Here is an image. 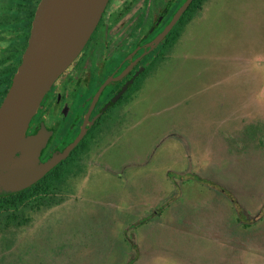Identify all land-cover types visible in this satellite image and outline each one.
Segmentation results:
<instances>
[{
	"label": "rangeland",
	"instance_id": "obj_1",
	"mask_svg": "<svg viewBox=\"0 0 264 264\" xmlns=\"http://www.w3.org/2000/svg\"><path fill=\"white\" fill-rule=\"evenodd\" d=\"M77 154L0 264H264V0H208Z\"/></svg>",
	"mask_w": 264,
	"mask_h": 264
},
{
	"label": "flooded vegetation",
	"instance_id": "obj_2",
	"mask_svg": "<svg viewBox=\"0 0 264 264\" xmlns=\"http://www.w3.org/2000/svg\"><path fill=\"white\" fill-rule=\"evenodd\" d=\"M186 1H107L85 45L46 92L25 131L27 137L38 130L48 134L38 154L40 163L62 152L78 136L101 86L82 138L55 166L78 150L99 122L109 120L130 103L158 60L172 57L194 11L200 12L208 0H191L165 35L152 43ZM38 2L34 6L33 0H0V104L27 47Z\"/></svg>",
	"mask_w": 264,
	"mask_h": 264
},
{
	"label": "water",
	"instance_id": "obj_3",
	"mask_svg": "<svg viewBox=\"0 0 264 264\" xmlns=\"http://www.w3.org/2000/svg\"><path fill=\"white\" fill-rule=\"evenodd\" d=\"M108 0H39L27 47L8 91L0 104V196L35 183L65 159L80 141L96 92L80 133L62 151L40 163L38 154L46 131L26 136L28 124L54 81L77 57L97 25ZM191 0L179 8L155 45L175 23Z\"/></svg>",
	"mask_w": 264,
	"mask_h": 264
},
{
	"label": "trees",
	"instance_id": "obj_4",
	"mask_svg": "<svg viewBox=\"0 0 264 264\" xmlns=\"http://www.w3.org/2000/svg\"><path fill=\"white\" fill-rule=\"evenodd\" d=\"M37 1L38 0H33L34 6ZM195 12L196 11H194V13ZM95 131L96 128L91 131V133L89 134L90 136H88L84 142L82 141L78 150H74L66 160L49 170L38 181L21 191L0 196V209H14L22 206L23 204H26L37 195L50 194L56 183L63 179L68 166H70L71 163H75L77 161V153L79 152V150H84V148H86L89 138L94 136ZM75 154L77 155L75 156Z\"/></svg>",
	"mask_w": 264,
	"mask_h": 264
}]
</instances>
